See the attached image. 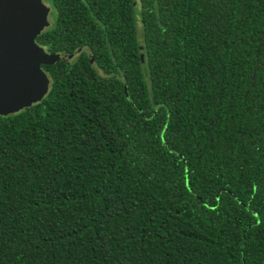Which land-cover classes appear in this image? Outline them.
I'll return each instance as SVG.
<instances>
[{
  "label": "trees",
  "instance_id": "obj_1",
  "mask_svg": "<svg viewBox=\"0 0 264 264\" xmlns=\"http://www.w3.org/2000/svg\"><path fill=\"white\" fill-rule=\"evenodd\" d=\"M42 2L74 57L0 116V264H264V0Z\"/></svg>",
  "mask_w": 264,
  "mask_h": 264
},
{
  "label": "water",
  "instance_id": "obj_2",
  "mask_svg": "<svg viewBox=\"0 0 264 264\" xmlns=\"http://www.w3.org/2000/svg\"><path fill=\"white\" fill-rule=\"evenodd\" d=\"M47 16L42 0H0V116L41 102L51 85L41 66L74 57L49 55L36 43L49 27Z\"/></svg>",
  "mask_w": 264,
  "mask_h": 264
},
{
  "label": "flooded vegetation",
  "instance_id": "obj_3",
  "mask_svg": "<svg viewBox=\"0 0 264 264\" xmlns=\"http://www.w3.org/2000/svg\"><path fill=\"white\" fill-rule=\"evenodd\" d=\"M51 13H48V16H47V20H48V23H49V27L52 25V18H51Z\"/></svg>",
  "mask_w": 264,
  "mask_h": 264
},
{
  "label": "rangeland",
  "instance_id": "obj_4",
  "mask_svg": "<svg viewBox=\"0 0 264 264\" xmlns=\"http://www.w3.org/2000/svg\"><path fill=\"white\" fill-rule=\"evenodd\" d=\"M46 9L49 11L48 6H46Z\"/></svg>",
  "mask_w": 264,
  "mask_h": 264
}]
</instances>
